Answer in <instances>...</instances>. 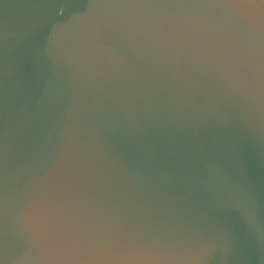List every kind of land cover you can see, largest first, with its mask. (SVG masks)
<instances>
[{"label":"water","instance_id":"1","mask_svg":"<svg viewBox=\"0 0 264 264\" xmlns=\"http://www.w3.org/2000/svg\"><path fill=\"white\" fill-rule=\"evenodd\" d=\"M0 264H264V0H0Z\"/></svg>","mask_w":264,"mask_h":264}]
</instances>
